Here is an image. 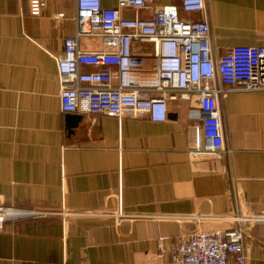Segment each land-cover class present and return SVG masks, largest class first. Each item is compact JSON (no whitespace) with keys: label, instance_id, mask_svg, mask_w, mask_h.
<instances>
[{"label":"crops","instance_id":"0c3cea01","mask_svg":"<svg viewBox=\"0 0 264 264\" xmlns=\"http://www.w3.org/2000/svg\"><path fill=\"white\" fill-rule=\"evenodd\" d=\"M45 1L34 16L29 0H0V202L53 210L119 207L144 216L119 223L59 216L10 220L0 230V264H166L180 235L232 226L181 216L264 213V90H233L219 99L229 150L220 161H194L185 152L199 122L196 94L169 99L164 121L147 114L125 113L119 120L63 113L54 57L75 35L76 0ZM101 4L114 8L117 0ZM152 7L119 13L150 18ZM58 12L64 17L55 20ZM203 16L216 58L232 46L264 45V0H205ZM79 45L111 49L99 37L81 36ZM132 52L142 61L133 72L140 82L153 74L154 43L133 41ZM244 249L247 264H264V224L245 236Z\"/></svg>","mask_w":264,"mask_h":264},{"label":"built area","instance_id":"2783aa9c","mask_svg":"<svg viewBox=\"0 0 264 264\" xmlns=\"http://www.w3.org/2000/svg\"><path fill=\"white\" fill-rule=\"evenodd\" d=\"M153 4L150 18H123L119 8L135 10ZM45 0H29V12L38 16ZM180 11L201 17L205 0H179L158 3V0H117V7L105 8L101 0H76L74 36L66 37L61 55L55 56L60 86V109L63 113H101L119 120L125 113L131 116L147 114L153 121L167 118V102L177 94L198 97L199 122L192 127V140L185 149L190 159H223L225 147L219 99L233 90H264V45H236L216 58L212 51L210 27L202 18H182ZM64 17L63 12L52 16ZM81 36L99 37L108 50L88 51L79 45ZM154 43L153 74L135 81L133 72L142 61L133 55V41ZM95 66L84 71L82 66ZM117 67L116 71L109 68ZM117 84L114 85L113 81ZM59 216L63 221L73 217L110 219L119 223L141 218L135 212L116 208L73 210L18 207L0 202V230L5 222L25 218ZM196 222L204 218L230 222L225 230H195L179 236L170 249L166 264H247L245 236L256 224H264V213L224 215H186ZM157 250L164 251L159 239Z\"/></svg>","mask_w":264,"mask_h":264},{"label":"water","instance_id":"95a60500","mask_svg":"<svg viewBox=\"0 0 264 264\" xmlns=\"http://www.w3.org/2000/svg\"><path fill=\"white\" fill-rule=\"evenodd\" d=\"M69 118L72 120H76L77 118H79V116L73 115V116H70Z\"/></svg>","mask_w":264,"mask_h":264}]
</instances>
